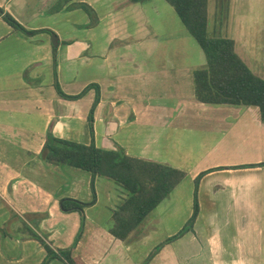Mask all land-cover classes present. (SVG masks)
Returning a JSON list of instances; mask_svg holds the SVG:
<instances>
[{"label": "crops", "instance_id": "1", "mask_svg": "<svg viewBox=\"0 0 264 264\" xmlns=\"http://www.w3.org/2000/svg\"><path fill=\"white\" fill-rule=\"evenodd\" d=\"M81 4L94 11L95 26ZM0 11L32 33L15 30L0 14V264H43L47 251L32 234L55 250L73 248L77 264H146L189 224L200 176L193 229L148 264H264L260 109L197 100L193 72L207 59L169 3L0 0ZM208 31L233 40L239 57L264 78V0H209ZM57 84L67 96L99 87L94 136L96 88L70 101ZM48 133L186 177L120 240L111 230L129 193L109 179L44 162ZM66 198L94 204L84 215L65 213Z\"/></svg>", "mask_w": 264, "mask_h": 264}, {"label": "trees", "instance_id": "2", "mask_svg": "<svg viewBox=\"0 0 264 264\" xmlns=\"http://www.w3.org/2000/svg\"><path fill=\"white\" fill-rule=\"evenodd\" d=\"M131 3H141L146 0H130ZM178 14L190 35L203 50L207 65L193 72L195 94L199 102L210 105H243L258 107L264 122V78L256 76L235 50V42L227 38L212 37L208 31L209 0H165ZM82 8L92 19L91 27L96 25L94 11L87 5ZM5 21L15 30L29 33L10 14H5ZM36 32H33V34ZM59 95L67 100L76 101L86 95L91 88H96L97 95L89 115L91 133L94 136V113L100 101L98 86H89L78 96H67L57 84ZM41 159L55 166H71L93 175L115 182L125 189L130 197L114 216V227L111 233L120 240L127 239L149 215L169 196L171 191L186 177L184 172L170 166L135 159L125 152L109 151L96 147L94 143L84 145L63 140L48 133L46 143L41 153ZM200 176L195 181L196 202L194 214L189 224L176 236L167 240L150 256L148 264L160 249L168 243L181 238L193 229L199 215L197 193ZM95 190V189H94ZM96 198V197H95ZM76 199H62L61 209L65 213L80 212L92 206ZM32 236L39 240L47 251V259L43 264H49L53 259H61L67 264H77L73 258V248L55 250L44 237ZM79 239V238H78ZM77 239V241H78Z\"/></svg>", "mask_w": 264, "mask_h": 264}, {"label": "water", "instance_id": "3", "mask_svg": "<svg viewBox=\"0 0 264 264\" xmlns=\"http://www.w3.org/2000/svg\"><path fill=\"white\" fill-rule=\"evenodd\" d=\"M53 44H54V46L58 45V40H57L56 36H53Z\"/></svg>", "mask_w": 264, "mask_h": 264}, {"label": "rangeland", "instance_id": "4", "mask_svg": "<svg viewBox=\"0 0 264 264\" xmlns=\"http://www.w3.org/2000/svg\"><path fill=\"white\" fill-rule=\"evenodd\" d=\"M186 186H187V185H186ZM186 186H185V187H186ZM189 222H190V221H189Z\"/></svg>", "mask_w": 264, "mask_h": 264}]
</instances>
